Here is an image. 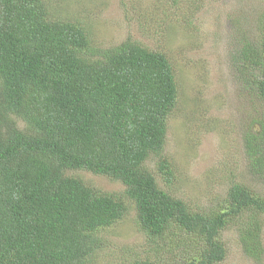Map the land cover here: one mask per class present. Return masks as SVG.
<instances>
[{"label": "trees", "instance_id": "obj_1", "mask_svg": "<svg viewBox=\"0 0 264 264\" xmlns=\"http://www.w3.org/2000/svg\"><path fill=\"white\" fill-rule=\"evenodd\" d=\"M261 31L231 58L264 100V20ZM176 100L164 52L130 38L97 47L80 23L49 17L44 0H0V264H93L99 232L128 204L151 246L184 253L133 264H218L226 254L219 235L232 222L244 253L258 259L264 194L232 181L219 208L193 209L145 166L153 156L169 183L162 151ZM242 139L247 171L264 181V121L251 118ZM66 170L124 189L102 191Z\"/></svg>", "mask_w": 264, "mask_h": 264}, {"label": "rangeland", "instance_id": "obj_2", "mask_svg": "<svg viewBox=\"0 0 264 264\" xmlns=\"http://www.w3.org/2000/svg\"><path fill=\"white\" fill-rule=\"evenodd\" d=\"M49 17L80 23L90 43L109 47L130 38L164 52L172 64L177 100L167 118L162 154L171 175L163 180L153 156L145 166L159 188L183 199L193 209L219 208L232 181H242L264 194V181L246 168L242 135L251 118L264 121V100L246 88L232 63L241 41L259 40L264 0H44ZM253 93V94H252ZM257 125L254 124L253 127ZM157 157V156H156ZM69 176L102 191L121 194L124 186L104 175L66 170ZM135 211L99 232L103 249L93 264H133L146 259L177 260L155 247L139 231ZM262 252L247 256L237 224L219 238L225 258L218 264H264V214L257 215ZM241 220L239 219L238 222Z\"/></svg>", "mask_w": 264, "mask_h": 264}]
</instances>
